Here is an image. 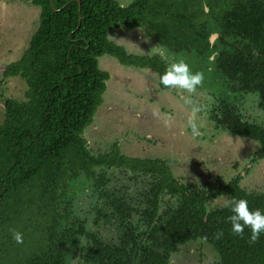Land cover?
I'll return each instance as SVG.
<instances>
[{
	"label": "trees",
	"instance_id": "trees-1",
	"mask_svg": "<svg viewBox=\"0 0 264 264\" xmlns=\"http://www.w3.org/2000/svg\"><path fill=\"white\" fill-rule=\"evenodd\" d=\"M24 1L38 6L40 13L23 55L3 70L4 77L22 78L27 89L22 99H3L0 264H63L61 245L71 232L59 221L61 188L81 173L103 188L105 174H97L95 168L111 167L152 175V199L142 211L143 224L121 219L117 242L103 241L79 225V234L87 238L81 247L86 264H170L169 256L179 246L204 236L217 254L214 264H264V234L250 244L248 228L243 238L232 233L225 204L208 206L210 200L226 195L247 199L251 209L264 211V192L246 190L237 176L226 183L192 187L180 182L161 158L128 157L116 145L93 154L83 134L103 102L109 79L98 65L99 57L149 67L164 88L160 75L165 60L157 54L128 52L109 38L112 28L142 29L172 52H214L215 65L226 77L263 98L264 0H131L126 5L117 0ZM228 107L225 104L226 116L215 128L259 143L249 164L264 158V128L231 115ZM161 193L176 198L167 215L158 213ZM10 229L23 233L22 244L13 240ZM220 230L223 236L215 239Z\"/></svg>",
	"mask_w": 264,
	"mask_h": 264
},
{
	"label": "rangeland",
	"instance_id": "rangeland-1",
	"mask_svg": "<svg viewBox=\"0 0 264 264\" xmlns=\"http://www.w3.org/2000/svg\"><path fill=\"white\" fill-rule=\"evenodd\" d=\"M117 1L126 5L131 0ZM39 12V8L24 0H0V122L3 99L24 98L26 82L19 76L4 77L3 70L7 64L18 60L28 47L29 38L39 22ZM207 15L211 31L216 34V23L209 13ZM109 38L134 54L154 55L157 53L153 48L161 46L142 29L124 32L112 28ZM167 56L168 59H164L167 64L173 58H183L193 72H204L203 85L196 93H183L190 95L191 104H186L175 89L162 90L157 73L152 70L146 73L144 69L121 65L109 55L98 58L99 67L111 77L106 81L107 90L94 121L83 133L88 149L97 154L116 145L128 157L161 158L180 182L192 187L202 186L205 182L226 183L237 176L240 186L246 190L264 192V158L252 165L248 163L259 143L214 126L226 116L222 113L226 104L231 115L264 128V97L255 90L244 88L240 81L226 77L215 65L214 52L199 54L167 49ZM193 107L201 110L194 113ZM157 109L174 118L171 127H165L162 120L153 115ZM190 117L198 125L199 136L191 134ZM248 164L249 170L246 169ZM95 171L105 174L103 188L84 173L73 177L61 188L59 221L62 228L71 232L68 242L61 245L63 264H86L81 257V247L87 238L79 234V225L103 241L117 242L121 219L139 226L143 224L142 211L150 206L152 175L133 173L123 167L95 168ZM161 194L157 199L158 213L167 215L175 207L176 198L169 193ZM226 197L221 195L210 200L208 206L224 205ZM114 211L117 214L115 212L113 216ZM216 260L217 254L202 239L179 246L169 256L170 264H214Z\"/></svg>",
	"mask_w": 264,
	"mask_h": 264
},
{
	"label": "clouds",
	"instance_id": "clouds-1",
	"mask_svg": "<svg viewBox=\"0 0 264 264\" xmlns=\"http://www.w3.org/2000/svg\"><path fill=\"white\" fill-rule=\"evenodd\" d=\"M153 50H155L161 58L168 59L167 49L165 47L157 45ZM144 71L147 73L150 72L151 69L145 67ZM204 79V72H193L189 64L183 58L171 59L163 74L160 75V83L164 88L177 90L180 98L184 100L186 104L192 103L190 95L196 93L197 89L203 85ZM183 93H188L190 95L185 96ZM200 110L199 107H193L192 109L194 113ZM153 115L161 119L165 127H171L174 118L170 114H161L157 109L153 111ZM188 127L191 129V134L194 137L201 134L193 117L189 118ZM224 206L228 207L231 212L226 222L230 223L232 233L243 238L245 228H248L250 230L249 243L255 244L260 239L261 234H264V211L260 209H251L248 200L244 198L237 199L236 197H226ZM9 231L17 244L23 243V233L16 229H10ZM222 236L223 230H220L215 234L214 238L220 239ZM201 239L207 240V236Z\"/></svg>",
	"mask_w": 264,
	"mask_h": 264
},
{
	"label": "crops",
	"instance_id": "crops-1",
	"mask_svg": "<svg viewBox=\"0 0 264 264\" xmlns=\"http://www.w3.org/2000/svg\"><path fill=\"white\" fill-rule=\"evenodd\" d=\"M32 5V4H31ZM34 7H37V8H39L38 6H35V5H33ZM39 11H40V9H39ZM40 13V12H39ZM38 19H39V16H38ZM36 29V28H35ZM34 29V30H35ZM34 32V31H33ZM32 35V34H31ZM30 39V38H29ZM28 39V40H29ZM5 50V54H6V52H7V50L6 49H4ZM119 63V62H118ZM122 65V64H121ZM168 65V64H167ZM125 66V65H124ZM134 68H136V67H134ZM138 69H145V68H138ZM152 70V69H151ZM152 71H154V70H152ZM155 72V71H154ZM156 73V72H155ZM158 76V75H157ZM110 74H109V79L107 80V82L110 80ZM158 78H159V76H158ZM107 82H106V90H107ZM157 82H158V85H159V87L162 89V90H168V89H166V88H162L161 86H160V84H159V80H157ZM106 90H105V92H106ZM105 92H104V94H105ZM104 96V95H103ZM102 104V103H101ZM97 110H98V108H97ZM97 110H96V112H95V114L97 113ZM148 112H150V111H148ZM147 113V112H146ZM151 113V112H150ZM95 114H94V117H93V121H94V118H95ZM152 114V113H151ZM152 117H154L153 115H152ZM93 121H92V123H93ZM153 121H155V120H153ZM91 123V124H92ZM91 124L89 125V126H91ZM88 126V127H89ZM86 145H87V140H86ZM88 147V146H87ZM118 147V146H117ZM118 150H119V148H118ZM90 151V150H89ZM91 152V151H90ZM100 153H102V152H100ZM121 153V152H120ZM94 154V153H93ZM98 154V153H97ZM126 155V154H125ZM133 157V156H132ZM141 158V157H140ZM146 158H148V157H146ZM149 158H154V157H149ZM158 158V157H157Z\"/></svg>",
	"mask_w": 264,
	"mask_h": 264
}]
</instances>
